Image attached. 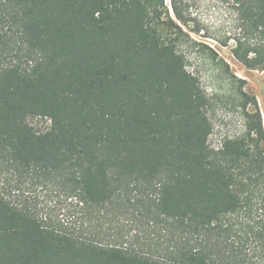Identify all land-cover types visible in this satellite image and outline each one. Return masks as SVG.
<instances>
[{"label":"trees","instance_id":"1","mask_svg":"<svg viewBox=\"0 0 264 264\" xmlns=\"http://www.w3.org/2000/svg\"><path fill=\"white\" fill-rule=\"evenodd\" d=\"M225 1L234 58L263 72L264 0ZM170 8L0 0V173L9 176L0 183V264H244L250 243L264 256V225L231 219L264 210L258 102L219 61L243 131L209 145L211 99L180 48L216 55L182 30V1ZM27 181L74 200L80 222L54 224L7 197V185ZM110 219L124 220L128 235L107 233ZM141 228L136 247L129 239Z\"/></svg>","mask_w":264,"mask_h":264},{"label":"rangeland","instance_id":"2","mask_svg":"<svg viewBox=\"0 0 264 264\" xmlns=\"http://www.w3.org/2000/svg\"><path fill=\"white\" fill-rule=\"evenodd\" d=\"M184 12L189 20L182 30L193 42L211 49L216 57L212 56L206 49L198 47L181 46L187 56L188 68L195 74L202 88L211 99V108L208 116L212 123V133L209 137V145L218 148L220 143L227 137H235L243 131V121L239 104L234 100L233 91L222 73L219 61H223L229 67L230 73L236 78L245 81L244 91L258 102L264 125V71H251L239 63L232 54L235 46L234 38L237 36L234 10L225 0H181ZM166 5L171 12L170 0ZM225 44V45H223ZM37 120L33 121V124ZM39 125H45L43 121ZM8 173H0V183H6ZM20 187V188H19ZM12 185L7 189L11 195L7 197L16 204H26L35 207L39 215L54 222V224H72L80 222V215L74 200L67 199L57 188L37 185L27 181L25 184ZM256 211V210H255ZM112 218V217H111ZM243 226H255L260 228L264 225V210L255 213L242 212L231 216ZM103 229L115 236H127L129 227L124 220L116 223L115 220L105 221ZM259 223V224H255ZM261 224V225H260ZM130 244L136 247L144 242L147 233L143 228L133 231ZM128 236L129 237H131ZM127 238V240H128ZM252 242V241H251ZM256 245V244H255ZM253 243L248 244V253L244 257V264H264V256H260L258 250H253Z\"/></svg>","mask_w":264,"mask_h":264},{"label":"built area","instance_id":"3","mask_svg":"<svg viewBox=\"0 0 264 264\" xmlns=\"http://www.w3.org/2000/svg\"><path fill=\"white\" fill-rule=\"evenodd\" d=\"M221 144H222V142L220 143V145H219V147H218V148H220ZM218 148H215V149H218Z\"/></svg>","mask_w":264,"mask_h":264}]
</instances>
